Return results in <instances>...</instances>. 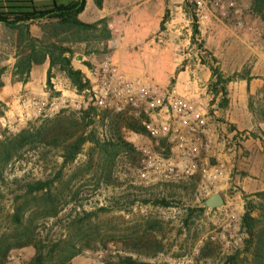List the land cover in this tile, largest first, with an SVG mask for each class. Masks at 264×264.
Segmentation results:
<instances>
[{"label": "rangeland", "instance_id": "1", "mask_svg": "<svg viewBox=\"0 0 264 264\" xmlns=\"http://www.w3.org/2000/svg\"><path fill=\"white\" fill-rule=\"evenodd\" d=\"M33 1L37 3L47 0ZM223 1L235 3L227 16L220 15L213 7L209 18L200 21L195 12L196 0H188V12L192 20L191 36L189 43L182 40L179 49V53L185 54V61H189L191 65L197 63V58L206 62L202 66L203 70L198 72L201 84H207L203 96L207 94L211 79L210 64L219 66L226 76L239 72L247 77L244 81L237 77L229 83L230 104L226 108H220L223 112V122L220 126H208L210 121L204 125L208 130V133L204 134L206 140L210 141L211 145L218 144L215 147V155L201 150L199 156L193 159L186 153L172 152L168 141L170 155L164 157L163 151L159 153L156 150V140L159 139L152 136L149 131V134L141 135L124 128L123 138L131 142L138 153L131 157L121 153L117 157L114 172L118 185L106 186L103 183L98 185L91 178L92 174L80 176L73 182L75 187L80 188L79 203L83 204L84 210L94 211L96 215L85 223L93 230L88 237L90 248L75 256L68 264H114L120 256H131L140 261L157 264H223L228 254L242 247L244 235L240 232L239 224L244 206L246 202L256 200L254 193L264 190V22L252 18L251 0L248 8L245 5L248 10L244 14L246 19L237 18L239 16L235 11L240 9L238 0ZM244 3L242 0L243 7ZM249 10L251 14L248 13ZM237 20H241L246 27L252 26L256 29V35H245L238 31L234 26ZM47 21L43 20L41 23ZM194 28L198 33H194ZM40 30V22H34L33 34L38 35ZM183 34L187 36L189 33ZM213 34H222L224 42L220 44L209 41V35ZM244 36H251L250 42L246 40L259 55L248 54L242 48L240 43L241 39L245 40ZM16 38L15 30L0 25V67L5 68L1 76L3 86L0 87V100L5 104L4 115L9 104L17 98L15 95H21L22 100L32 98L45 101L41 113H37L34 107L27 112L24 110L25 113L22 114L24 123L23 126L20 125L19 130L29 120L42 114L51 115L61 107L79 109L93 102V90L97 86L100 74L99 66L109 58L108 48L104 47L103 41L91 38L89 53L84 50L85 43L75 49L74 67L82 66L88 73H93L96 79L94 86L91 83L89 91L82 94V97H76L66 87L69 83L66 76L57 71L53 72L52 88H46L47 63L36 66L26 84L14 82L12 70ZM184 39L188 40L189 37ZM215 54L219 57H216V61L212 60ZM84 61L89 65H85ZM146 77L147 80L138 81L155 82L162 89L163 86H168L159 71L148 73ZM55 85L66 87L64 93L58 97L53 96L56 91ZM213 100L212 111H219V115H222L218 109L220 97ZM122 111H127L129 115L135 117H142L138 110L129 106H122L121 111L115 110ZM3 116L0 119L4 118L6 122H14L19 117L16 114L12 117ZM142 119L146 122V118ZM3 129L7 127L0 126V137ZM103 131L98 124V134L102 135ZM91 146L90 143L85 145L79 161L88 159L87 153ZM217 158L224 163V172L219 181L209 184L201 177L202 168L209 169L216 164ZM169 162H174L180 169L191 168L192 174L181 173L178 179L167 178ZM60 163L61 159L55 152L47 154L45 158H42L40 153L30 152L12 163L7 171V186L3 188V198L0 199V233L12 234L9 238L11 244L20 243L11 253L19 255L21 264H27L35 256L37 252L35 245L45 254L54 244L70 238L67 228L70 206L57 218L38 220L34 239L28 245H23L25 243L23 240L15 239L8 220L12 212L13 198L20 192L22 184L25 181L46 179L54 175ZM72 170L73 165L64 169V180L69 178ZM214 192L222 194L224 205L217 209H205L201 213L193 212L191 218L186 221L187 208L199 204ZM162 197L171 198V205L161 206L156 203L155 200ZM147 198L152 202L144 203ZM253 214L257 216L259 213L255 210ZM205 242H210L207 251L211 257L200 259V247Z\"/></svg>", "mask_w": 264, "mask_h": 264}, {"label": "trees", "instance_id": "2", "mask_svg": "<svg viewBox=\"0 0 264 264\" xmlns=\"http://www.w3.org/2000/svg\"><path fill=\"white\" fill-rule=\"evenodd\" d=\"M86 1L47 0L35 3L33 0H0V25L17 33L12 70L14 82L26 84L34 67L47 63V89L53 86L51 79L54 71L64 74L79 95L91 89L90 79L81 69L73 65L75 49L85 43L84 50L89 53L90 39L101 41L108 37V32L105 18L93 23L79 19L80 13L86 7ZM93 1L97 7L102 6L103 0ZM250 10L264 22V0H251ZM43 20L48 21L41 23ZM34 22H40L41 30L38 35L32 32ZM164 22L165 19L162 28ZM194 33H198L196 28ZM212 57H214L212 60H217L215 56ZM201 62L206 64L204 60ZM84 64L89 65L85 61ZM209 69L211 79L208 91L214 98L220 97L219 108H226L230 101L229 83L237 77L241 79L247 77L239 72L226 76L219 66L211 64ZM4 71L5 68L0 67V87L3 86L1 76ZM60 95L59 91L53 94L56 97ZM92 101L79 109L61 107L51 115L42 114L29 120L18 131L3 129L1 132L0 199L3 198V188L7 186V171L12 163L30 152L40 153L42 158L55 152L61 159L59 169L54 175L46 179L25 181L20 187V192L14 196L12 212L8 220L15 239L25 241L23 245L32 243L38 220L47 221L57 218L66 207H71L67 225L70 238L54 244L45 254L34 244L37 252L27 264H68L75 256L90 248L88 237L93 230L85 223L90 221L96 212L84 210L83 204L78 200L80 188L75 187L73 182L80 176L92 174L91 178L98 185L103 183L106 186H117L118 180L114 172L117 157L121 153L127 157L138 153L136 147L123 138L122 130L126 128L141 135L149 134L142 119L144 116L135 117L129 115L127 111L115 112L114 109L102 108L95 103L94 98ZM4 105L0 100V117L4 115ZM98 124L101 131L104 128L102 135L98 134ZM87 143L92 145L87 153L88 159L81 162L79 159ZM156 143V150L159 153L163 151L164 157L170 155V144L165 138H159ZM71 165L73 170L69 178L64 180V169ZM16 179L20 181L19 178ZM253 196L256 200L246 202L240 218L239 228L244 235L242 247L228 254L223 264H264V190L254 193ZM170 200L171 198L162 197L155 201L161 206H170ZM151 202L150 198L144 200V203ZM79 208L82 210L80 211ZM255 210L259 213L257 216L253 214ZM187 211L189 213L187 212L185 217L186 221L191 218L193 212L201 213L205 209L197 204L187 208ZM11 235L6 232L0 233V264H4L12 249L20 245L9 242ZM209 244L210 242H205L200 247V259L211 257L207 251ZM114 264L157 263L140 261L131 256H120Z\"/></svg>", "mask_w": 264, "mask_h": 264}, {"label": "crops", "instance_id": "3", "mask_svg": "<svg viewBox=\"0 0 264 264\" xmlns=\"http://www.w3.org/2000/svg\"><path fill=\"white\" fill-rule=\"evenodd\" d=\"M187 2V0H103L102 6L97 7L93 0H87L79 19L86 23H93L103 18L107 20L108 37L100 42L103 41L104 47L108 48L109 59L112 63L129 78L145 81L148 73L159 71L162 73L163 81L168 85L163 86L165 89H176L178 93L188 97L196 109L206 117L207 123L212 122L211 124L209 122L208 126H220L223 122L222 109L218 108L222 115H219V111H212L213 95L209 91L205 96L202 95L207 84H201L198 72L203 70L204 64L201 59L197 58V63L191 65L189 61H185L186 55L179 53L182 40L184 43H189L191 36L192 20ZM238 2H240V9L235 11L239 16L237 18L246 19L244 14L248 10L245 3L243 7L242 0ZM251 16L254 20H259L255 15L251 14ZM185 32L189 34L186 36L183 34ZM248 34L250 33L245 35ZM187 37H189L188 40L184 39ZM250 37L246 36L245 40L241 39L240 45L248 54L257 53L246 40L250 42ZM209 39L211 42L221 44L225 38L222 34H213L209 35ZM215 55L219 58L218 54ZM75 68L81 69L94 86L96 79L93 73H88L82 66ZM244 80L246 79L241 81ZM66 87L72 95L83 96L75 92L70 82L66 84ZM66 87L54 86L61 94L64 93ZM15 97L17 98L9 104L3 117H12L15 114L22 116L25 109L27 112L31 108L26 105L25 99L22 100L21 95H15ZM206 132L208 133V130ZM217 145L216 143L211 145V152L214 154Z\"/></svg>", "mask_w": 264, "mask_h": 264}, {"label": "built area", "instance_id": "4", "mask_svg": "<svg viewBox=\"0 0 264 264\" xmlns=\"http://www.w3.org/2000/svg\"><path fill=\"white\" fill-rule=\"evenodd\" d=\"M244 1L248 8L250 0ZM195 3V12L200 21L209 18L213 7L220 15L227 16L229 9L235 6L233 1L223 0H196ZM234 26L243 34L256 35V29L252 26L246 27L241 20H237ZM99 72L97 86L93 90V96L99 106L116 111H121L122 106L138 110L139 114L146 118L144 124L147 130L155 138H165L169 141L172 152L186 153L193 159L199 156L201 150L211 152V143L204 137L207 133L204 127L207 119L186 96L179 94L176 89H162L155 82H140L129 78L109 58L100 64ZM25 103L29 108H36L37 113H41L45 106V101L32 98H26ZM23 123L24 116H19L14 122L0 119V126L7 127L10 131L19 130ZM167 170V178L178 179L181 173L192 174L191 168L180 169L174 162H169ZM223 172L224 163L217 158L216 164L209 169L202 168L201 177L209 184H214L222 178ZM4 264H21V259L19 255L10 253Z\"/></svg>", "mask_w": 264, "mask_h": 264}, {"label": "water", "instance_id": "5", "mask_svg": "<svg viewBox=\"0 0 264 264\" xmlns=\"http://www.w3.org/2000/svg\"><path fill=\"white\" fill-rule=\"evenodd\" d=\"M225 203L224 198L220 192H214L201 201L198 205L204 209H217Z\"/></svg>", "mask_w": 264, "mask_h": 264}]
</instances>
